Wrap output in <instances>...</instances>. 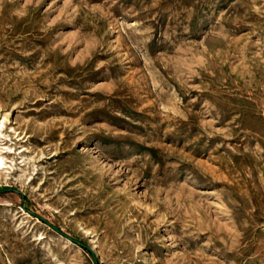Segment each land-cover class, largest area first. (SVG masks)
I'll list each match as a JSON object with an SVG mask.
<instances>
[{
  "label": "rangeland",
  "instance_id": "obj_1",
  "mask_svg": "<svg viewBox=\"0 0 264 264\" xmlns=\"http://www.w3.org/2000/svg\"><path fill=\"white\" fill-rule=\"evenodd\" d=\"M0 264H264V0H0Z\"/></svg>",
  "mask_w": 264,
  "mask_h": 264
},
{
  "label": "bare ground",
  "instance_id": "obj_2",
  "mask_svg": "<svg viewBox=\"0 0 264 264\" xmlns=\"http://www.w3.org/2000/svg\"><path fill=\"white\" fill-rule=\"evenodd\" d=\"M3 165V160H2V157L0 156V166Z\"/></svg>",
  "mask_w": 264,
  "mask_h": 264
}]
</instances>
